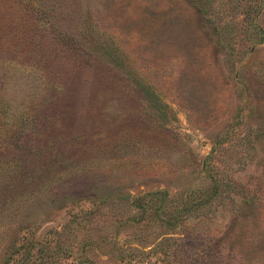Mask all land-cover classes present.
<instances>
[{
	"label": "rangeland",
	"instance_id": "rangeland-1",
	"mask_svg": "<svg viewBox=\"0 0 264 264\" xmlns=\"http://www.w3.org/2000/svg\"><path fill=\"white\" fill-rule=\"evenodd\" d=\"M0 264H264V0H0Z\"/></svg>",
	"mask_w": 264,
	"mask_h": 264
},
{
	"label": "trees",
	"instance_id": "trees-1",
	"mask_svg": "<svg viewBox=\"0 0 264 264\" xmlns=\"http://www.w3.org/2000/svg\"><path fill=\"white\" fill-rule=\"evenodd\" d=\"M201 199H202V198H201ZM204 199H207V197H204ZM202 200H203V199H202ZM172 207H173V209L176 208V207H175V204H173ZM173 209H172V210H173ZM181 209H183L182 206H180L179 211H180ZM175 214H176V213H175L174 211H170V212L167 213V216H168V217H173ZM168 222H169V221L167 220V226H172L173 223H168Z\"/></svg>",
	"mask_w": 264,
	"mask_h": 264
}]
</instances>
